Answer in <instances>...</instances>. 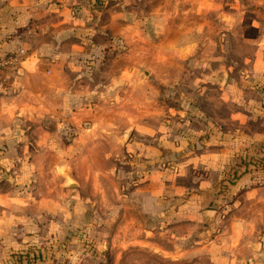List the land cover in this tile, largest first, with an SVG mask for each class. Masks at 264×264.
<instances>
[{"label": "rangeland", "instance_id": "1", "mask_svg": "<svg viewBox=\"0 0 264 264\" xmlns=\"http://www.w3.org/2000/svg\"><path fill=\"white\" fill-rule=\"evenodd\" d=\"M89 1L38 43L51 71L0 90L23 106L0 120V264H254L261 237L220 233L235 209L264 221L263 113H238L264 100V0Z\"/></svg>", "mask_w": 264, "mask_h": 264}, {"label": "crops", "instance_id": "2", "mask_svg": "<svg viewBox=\"0 0 264 264\" xmlns=\"http://www.w3.org/2000/svg\"><path fill=\"white\" fill-rule=\"evenodd\" d=\"M91 3L89 0H0V63L6 61L3 58L7 56L6 54H8L9 50L20 46L27 48V54L17 65L0 68V90H6L11 85L17 87V83L25 85L23 75L38 71V60H47L49 63L47 68L51 71L52 63L56 61L55 57H53L54 54L47 52L39 53V50L44 49V47L41 44L39 47L38 43H42V45L48 44L50 36H57L60 40V37L62 38L64 35L62 32L67 27L72 28L86 23L87 13L84 11L93 10ZM44 27L48 28L45 29ZM11 56L9 55V57ZM260 73L263 74V78L264 71ZM24 87H20V89ZM252 87H254L252 91H263L264 93V89L259 88L258 85L255 84ZM11 102V98H6L5 95L0 94V120L4 115L5 119L10 115H14L13 112L21 113L23 106L20 107V110L11 112L10 107H8ZM262 103H264V100L259 99L257 101L250 99L241 105V110L238 112L239 117H241L240 125H242V121L247 119L248 121H252L253 116H256L255 114L258 111L263 113L260 117L264 120V105ZM245 107L246 109H244ZM3 111H7V114L3 113ZM252 133L255 138L264 136V130H253L248 136H251ZM240 136L245 137V135ZM233 150L232 146L225 144L217 152V155L211 154L207 155V157L210 160L217 158L220 162H224ZM201 184L202 186L200 184L199 186L202 188L211 189L214 182L211 184V182L203 181ZM256 190L255 188H245L244 193L255 196L254 191ZM247 214V212H242L239 209L230 211L227 216L224 214L227 217L224 221L226 225L223 226L222 232L220 233V235L222 233L224 235L223 240L220 241L223 248L235 251L237 249V243L239 242L246 248H250L254 244L251 240L253 234H257L256 236L263 239L262 244L264 246V225L261 227V223L264 222L261 220L262 215H260V219H258L259 215H257L254 219L247 220V217L245 218ZM228 236L233 237V240L225 238ZM262 249V254H264V248L262 247ZM225 262L228 263L229 258H225ZM231 264L242 263L234 260ZM254 264H264V256L255 260Z\"/></svg>", "mask_w": 264, "mask_h": 264}]
</instances>
